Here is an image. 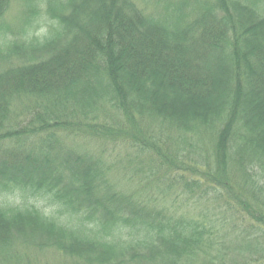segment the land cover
<instances>
[{
    "label": "trees",
    "instance_id": "1",
    "mask_svg": "<svg viewBox=\"0 0 264 264\" xmlns=\"http://www.w3.org/2000/svg\"><path fill=\"white\" fill-rule=\"evenodd\" d=\"M137 1L0 0V264H264V0Z\"/></svg>",
    "mask_w": 264,
    "mask_h": 264
},
{
    "label": "rangeland",
    "instance_id": "2",
    "mask_svg": "<svg viewBox=\"0 0 264 264\" xmlns=\"http://www.w3.org/2000/svg\"><path fill=\"white\" fill-rule=\"evenodd\" d=\"M138 2L137 0H134ZM40 2V1H39ZM9 8L6 11L4 18L2 19L3 24L7 27H11L12 30L19 28L21 26V29L26 32L27 30V25H24L23 23L21 24L22 21V14H24V4H26L25 0H9ZM140 5H144L142 1L140 2ZM147 8L150 9L151 5H147ZM39 24V23H38ZM24 25V26H23ZM40 28L41 31L38 30L37 34H42L45 32V29L43 24L40 23ZM37 30V28H36ZM17 203V201L15 202ZM54 254L52 251H47L40 259L37 261L38 264H57L54 262Z\"/></svg>",
    "mask_w": 264,
    "mask_h": 264
}]
</instances>
